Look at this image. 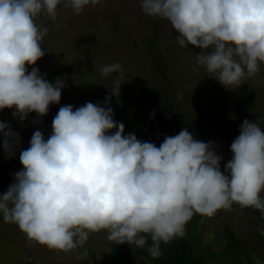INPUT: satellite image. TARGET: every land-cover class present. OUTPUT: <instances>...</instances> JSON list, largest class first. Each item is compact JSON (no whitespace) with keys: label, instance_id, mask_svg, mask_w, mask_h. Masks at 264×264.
<instances>
[{"label":"clouds","instance_id":"obj_1","mask_svg":"<svg viewBox=\"0 0 264 264\" xmlns=\"http://www.w3.org/2000/svg\"><path fill=\"white\" fill-rule=\"evenodd\" d=\"M103 0H65L79 15ZM61 0H0V111L14 109L23 122L29 113L46 116L59 104L66 82H49L36 65ZM143 13L167 20L181 48L191 45L196 69L225 88L238 89L264 65V0H139ZM100 78L116 75L103 103L61 106L45 139L36 130L19 154L22 170L0 194V216L30 242L70 253L89 236L106 231L117 244L145 248L159 258L161 243L185 236L194 214L258 210L264 217V128L245 119L231 143L232 158L221 171L215 142L194 138L187 128L156 146L124 134L114 119L112 96L119 97V62L94 67ZM3 149L15 155L19 133L0 121ZM264 235V228L260 229ZM149 238L151 244H148ZM134 250V249H133ZM87 257V252L77 259Z\"/></svg>","mask_w":264,"mask_h":264},{"label":"rangeland","instance_id":"obj_2","mask_svg":"<svg viewBox=\"0 0 264 264\" xmlns=\"http://www.w3.org/2000/svg\"><path fill=\"white\" fill-rule=\"evenodd\" d=\"M64 5L61 0L55 21L43 14L37 18L49 32L42 44L45 55L28 70L38 68L53 83L62 78L66 87L60 103L50 105L46 116L29 113L21 122L13 117L14 109L0 111V121L9 123L20 136L15 155L8 156L0 135V194L22 170L19 154L29 147L33 133L40 130L45 139L51 135L53 118L61 106L103 103L110 96L117 74L100 78L94 69L100 65L119 62L123 67L119 97L112 96L110 106L115 121L124 124L125 135L134 134L159 147L165 136L187 128L194 138L215 142L224 171L243 121H259L264 128V65L238 89L225 88L204 75L203 69H196L195 54L201 50L191 45L181 48L170 23L145 15L139 0H103L97 6H86L79 15ZM193 217L197 225L190 233L198 238V249L211 257L204 264H264V235L260 232L264 217L258 210L233 205L211 218ZM229 236L239 251L237 261L227 253ZM118 245L101 231L73 252L51 250L30 242L15 224L5 223L0 216V264H156L147 246L141 249L125 243L117 252ZM84 252L86 258H76Z\"/></svg>","mask_w":264,"mask_h":264},{"label":"trees","instance_id":"obj_3","mask_svg":"<svg viewBox=\"0 0 264 264\" xmlns=\"http://www.w3.org/2000/svg\"><path fill=\"white\" fill-rule=\"evenodd\" d=\"M196 217L186 224L185 232L186 234L182 238H176L169 244H163L164 247L161 248V255L159 258L155 259L156 264H204L205 260L211 259L207 254L202 253L198 247L200 242L196 235L192 236V232L196 230ZM191 232V233H190ZM229 250L228 255L231 256L232 261H237V255L239 251L237 250V245L235 244V239L233 236H229ZM115 251H120V245L115 248ZM227 256V255H226ZM225 256V257H226ZM229 257V256H228ZM221 259V258H220ZM234 263V262H233ZM127 264H133L132 261L127 262ZM221 264V263H220ZM232 264V263H229Z\"/></svg>","mask_w":264,"mask_h":264}]
</instances>
